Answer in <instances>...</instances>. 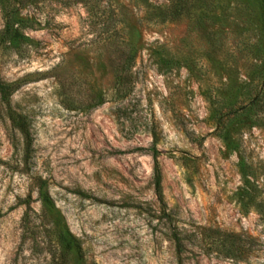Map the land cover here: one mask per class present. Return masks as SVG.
Returning <instances> with one entry per match:
<instances>
[{
	"label": "rangeland",
	"instance_id": "374dc122",
	"mask_svg": "<svg viewBox=\"0 0 264 264\" xmlns=\"http://www.w3.org/2000/svg\"><path fill=\"white\" fill-rule=\"evenodd\" d=\"M4 2L0 264H264L260 0Z\"/></svg>",
	"mask_w": 264,
	"mask_h": 264
},
{
	"label": "trees",
	"instance_id": "16d2710c",
	"mask_svg": "<svg viewBox=\"0 0 264 264\" xmlns=\"http://www.w3.org/2000/svg\"><path fill=\"white\" fill-rule=\"evenodd\" d=\"M14 1L16 0H5L4 4L2 5L1 9L3 11L4 17V26L2 30L3 40L7 41L12 47L18 48L21 44V34L19 33V26L21 21L18 19V13L16 11V7L14 6ZM170 2V15L169 17L174 19L178 17L185 7L186 0H168ZM261 10L264 14V0H260ZM13 92V87L8 84H4L0 82V101L5 105H9V97L10 94ZM8 118L12 124L20 134L23 142V149L24 155L26 157L29 156V151L31 147V139H30V130L28 127L27 122L25 121L24 117L14 114L9 108L7 110ZM156 154V153H155ZM154 174H153V184L155 189V194L160 203H163V195L161 189V171L159 168V164L156 161V155H154ZM40 198L42 200L43 205L49 206V198L45 193L40 194ZM171 240L174 242L177 254H180L183 249V243L179 236V234L174 231L171 235ZM58 243L61 246V256H64V250L70 248V244H73L76 247V244L72 237L65 235L64 233H60L58 235Z\"/></svg>",
	"mask_w": 264,
	"mask_h": 264
}]
</instances>
